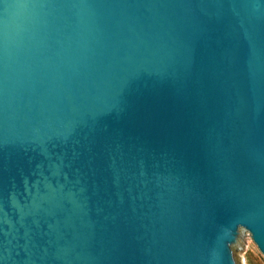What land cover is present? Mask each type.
I'll return each mask as SVG.
<instances>
[{"label": "water", "instance_id": "obj_1", "mask_svg": "<svg viewBox=\"0 0 264 264\" xmlns=\"http://www.w3.org/2000/svg\"><path fill=\"white\" fill-rule=\"evenodd\" d=\"M264 257V0H0V264Z\"/></svg>", "mask_w": 264, "mask_h": 264}, {"label": "rangeland", "instance_id": "obj_2", "mask_svg": "<svg viewBox=\"0 0 264 264\" xmlns=\"http://www.w3.org/2000/svg\"><path fill=\"white\" fill-rule=\"evenodd\" d=\"M240 264H264V257L245 232L244 246L236 254Z\"/></svg>", "mask_w": 264, "mask_h": 264}]
</instances>
